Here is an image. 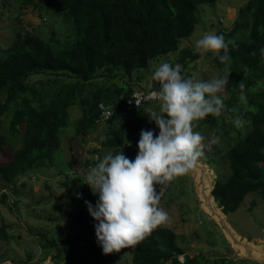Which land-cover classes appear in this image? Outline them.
Instances as JSON below:
<instances>
[{
    "label": "trees",
    "instance_id": "16d2710c",
    "mask_svg": "<svg viewBox=\"0 0 264 264\" xmlns=\"http://www.w3.org/2000/svg\"><path fill=\"white\" fill-rule=\"evenodd\" d=\"M16 1L21 7L34 6L40 11L64 15L76 26L75 37L61 48L25 29L14 33L8 47L0 48V153L6 147L12 152L9 161L0 163V191L11 184L19 193L20 177L36 176L54 164L60 135L70 123L71 107L78 105L82 109V115L74 124L77 132L87 134L96 129L103 121L100 103L111 104L133 95L135 86L143 80L138 72L150 69L153 61L162 56L179 51L180 40L192 36L196 29L199 5L213 4L217 0ZM216 34L230 42V61L221 63L213 52L207 55L218 67L227 68L231 93L239 95V101L246 109L240 115L250 114L252 123L247 133L238 136L224 153L226 173L218 175L212 190L213 199L222 213L228 215L237 211L251 192L264 198V53L261 51L264 49V0H248L239 7L233 26L221 28ZM220 54L223 55V51ZM188 55L192 56L191 60L187 59ZM197 58L198 54L190 49H181L180 57L169 63L173 67L180 63L181 73H184L189 61ZM135 73H138L137 77H134ZM32 74L46 77L31 83L28 78ZM60 77L70 79L60 82ZM124 77L128 79L123 80ZM98 78L102 81L97 82ZM241 82L245 86L243 90L238 86ZM242 92L244 99H241ZM150 101L140 107H122L105 120L108 129L101 141L102 148L111 149L113 155L123 150L134 160L139 152L141 131H150L155 124L144 112L150 107ZM7 113L11 115L10 135L2 131V119ZM16 137H20V145L15 148ZM100 149L94 148L91 152L98 155ZM96 159L86 161L96 165L99 155ZM208 161L216 164L214 160ZM68 162L69 167L72 166L70 159ZM83 180L84 176H78L66 180L64 185L68 187L72 181ZM160 189L157 187L158 192ZM167 195L168 191L164 192L160 202ZM92 196L87 202L95 207L99 194ZM252 203L257 202L253 200ZM76 219L75 233L65 238L66 247L55 257L64 251L72 252V257L77 256L78 245L69 246V241L75 240H85V247H89L95 257H105L102 246L91 239L96 235L98 221L90 214L86 202L76 213ZM6 228L5 225L0 228V241L9 240ZM44 245L56 247L57 241L50 240ZM185 253L178 243L176 230L160 226L133 248L132 259L133 264L231 263L227 257L209 261L200 253L183 262L179 256ZM72 257L68 258L67 264H72Z\"/></svg>",
    "mask_w": 264,
    "mask_h": 264
},
{
    "label": "rangeland",
    "instance_id": "374dc122",
    "mask_svg": "<svg viewBox=\"0 0 264 264\" xmlns=\"http://www.w3.org/2000/svg\"><path fill=\"white\" fill-rule=\"evenodd\" d=\"M247 1L217 0L213 4L199 5L196 11L198 23L194 33L179 43L180 50L190 49L194 54H198L197 59L189 61L185 72L181 73L183 76L209 80L226 75L227 68L218 67L207 53L204 55L197 53L194 50V42L206 33L231 28L237 19L239 7ZM20 29L34 31L57 48L68 44L76 34L75 24L64 15L40 11L34 6L21 7L16 0H0V48L8 47L12 43V36ZM180 50L153 61L150 69L139 71L143 80L135 86L136 90L145 92V89L150 88L149 85L153 83L150 79L153 71L161 63H169L179 58ZM187 59L191 60L192 56L188 55ZM176 65L181 68L180 63ZM138 73H135L134 77H137ZM44 77L46 75L32 74L28 80L35 83ZM69 79L60 77L59 81ZM127 79L124 77L123 80ZM100 81L101 78H98L97 82ZM153 86L159 90L158 83L154 82ZM231 92L232 87L228 83L224 92L220 94L224 103L221 116L216 118L209 115L199 121L194 129L206 137V142L214 136L219 137V142L210 150L206 148L205 155L200 159L199 163L206 168L203 179L191 170L174 179L171 187L170 182L163 189L162 192L168 191V195L159 203V207L168 212L170 217L169 222L163 226L176 230L178 243L190 257L200 253L209 261L227 257L231 259L230 264H264V259L252 258L248 253L239 251L235 238L229 233L233 231L236 237L247 240L251 245L264 246V198L259 193L247 194L237 211L224 215L225 225L211 217L206 205H202L211 192V179L216 182L219 174L226 173L224 153L234 144L236 138L244 136L252 125L250 114L244 117L240 115L246 109L240 103L239 95L233 96ZM150 107L158 110V101H150ZM81 115L80 106L74 105L70 108V123L60 135L61 143L55 153L54 164L38 172L36 177L28 176L23 177L22 181L19 180L20 191L19 193L14 191L16 198L19 199L17 206L0 204V228L3 225L7 226L9 236V240L0 241V264L6 261L10 263L12 261L13 264H67L68 258L73 256L69 251H64L58 258L55 254L66 247L65 238L75 233L78 225L76 213L83 207L84 202L93 197V192L91 188L82 187L84 180L75 183L72 181L68 187L64 182L74 180L78 176L86 178L89 169L95 166L92 161L87 163L86 160H97V153H92V149L101 147L98 152L100 159L111 152V149L102 148L101 145V137H105L108 129L105 122L107 119L102 118L103 121H100L96 129L83 134L74 129V124ZM237 116L245 122L243 129L237 128L233 123ZM10 119V113L2 119V131L8 135L11 134L8 131ZM152 126L150 131L158 135L160 131L158 126L155 124ZM13 145L15 148L20 145V137H16ZM11 158L12 152L6 147L4 152L0 153V163ZM69 159L73 162L70 167ZM209 159L214 160L216 164L210 163ZM157 187L161 188L159 185ZM159 192L161 193V189ZM211 198L213 199L212 195ZM253 200L257 202L255 205L252 203ZM91 239L101 246L96 236ZM50 240H56L57 246L44 245ZM73 245L78 246L77 256L72 257V264H133L134 247L107 254L105 257L101 255L95 257L89 247H85V240L69 241V246ZM180 258L182 261L186 260L184 255Z\"/></svg>",
    "mask_w": 264,
    "mask_h": 264
},
{
    "label": "clouds",
    "instance_id": "9594fccd",
    "mask_svg": "<svg viewBox=\"0 0 264 264\" xmlns=\"http://www.w3.org/2000/svg\"><path fill=\"white\" fill-rule=\"evenodd\" d=\"M229 43L223 35L210 32L194 42V50L201 55L213 52L221 63L226 64L230 61ZM261 51L264 53V49ZM229 74L209 80L186 78L179 65L173 67L168 62L161 63L153 71L150 78L153 83L149 85L151 91L145 99L158 101V110L149 107L144 112L158 126L159 134L142 130L139 152L134 160L123 150L115 155L107 153L89 169L82 183L83 188L90 187L94 194H99L95 207L90 202L86 201V204L92 217L98 221L95 236L105 255L137 246L154 229L169 222L168 212L159 207L157 185L161 186L162 192L174 179L194 169L205 155L206 148L210 150L219 142L218 136L206 142V137L194 129L209 115L221 116L224 103L220 94L229 83ZM154 82L160 85L159 90L154 88ZM238 86L241 90L245 87L242 82ZM241 99H244L243 92ZM137 107H140L138 103ZM102 114L108 118L112 112ZM233 123L243 129L245 122L237 116ZM28 176L36 177L33 174L24 177ZM13 187L11 184L3 186L0 204L17 206Z\"/></svg>",
    "mask_w": 264,
    "mask_h": 264
},
{
    "label": "bare ground",
    "instance_id": "6f19581e",
    "mask_svg": "<svg viewBox=\"0 0 264 264\" xmlns=\"http://www.w3.org/2000/svg\"><path fill=\"white\" fill-rule=\"evenodd\" d=\"M206 168L203 164L198 163V165L192 169V172H195L198 174L199 177H201V179H203L204 177V172H205ZM212 179H211V192L208 193L207 195V199L205 201L204 204H202L203 206L206 205V207L208 208L207 211L208 213L211 215V217L215 218L216 220H219L222 224L225 225V217L224 214L221 213L220 209L218 208V205L216 203V201L214 199L211 198L212 194V190H213V185H212ZM210 185V183H209ZM229 233L232 235L233 238H235V244L236 247L238 248L239 251H242L244 253H248L250 256H252V258H256V259H264V246H254L251 245L247 240L242 239V238H238L236 237L235 233L232 231H229Z\"/></svg>",
    "mask_w": 264,
    "mask_h": 264
},
{
    "label": "built area",
    "instance_id": "2783aa9c",
    "mask_svg": "<svg viewBox=\"0 0 264 264\" xmlns=\"http://www.w3.org/2000/svg\"><path fill=\"white\" fill-rule=\"evenodd\" d=\"M149 92H141L136 90L133 95L122 98L121 100H119L118 102L114 103V104H105V103H100V108L102 110V113L104 111H111L112 115L110 117H112L117 111H119L122 107L124 108H134L137 107V103L142 106L147 99H145V97L148 95ZM101 113L102 118H105L103 116V114ZM108 117V118H110ZM105 118V119H108ZM6 191V190H3ZM11 203H13V200H10Z\"/></svg>",
    "mask_w": 264,
    "mask_h": 264
},
{
    "label": "water",
    "instance_id": "95a60500",
    "mask_svg": "<svg viewBox=\"0 0 264 264\" xmlns=\"http://www.w3.org/2000/svg\"><path fill=\"white\" fill-rule=\"evenodd\" d=\"M215 184H216V182H212V185H213V189H214V187H215ZM164 192H161L160 193V196L163 194ZM214 197V196H213ZM218 205V204H217ZM219 207V206H218ZM220 208V207H219ZM184 256H185V258H186V260H188V259H190V256H189V254H184Z\"/></svg>",
    "mask_w": 264,
    "mask_h": 264
}]
</instances>
